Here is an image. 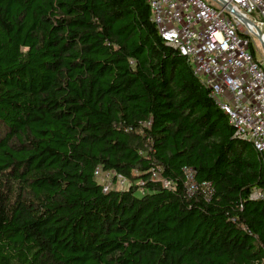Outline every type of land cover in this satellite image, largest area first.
<instances>
[{"label":"trees","instance_id":"1","mask_svg":"<svg viewBox=\"0 0 264 264\" xmlns=\"http://www.w3.org/2000/svg\"><path fill=\"white\" fill-rule=\"evenodd\" d=\"M149 16L0 0V264H264L263 163Z\"/></svg>","mask_w":264,"mask_h":264},{"label":"built area","instance_id":"2","mask_svg":"<svg viewBox=\"0 0 264 264\" xmlns=\"http://www.w3.org/2000/svg\"><path fill=\"white\" fill-rule=\"evenodd\" d=\"M223 1L242 18L205 0H147L149 20L164 44L186 59L192 75L227 116L234 137L253 146L264 170V63L256 59L254 44L257 29L264 43V0ZM182 171L193 190L192 170ZM129 185L118 178L104 191ZM201 187L211 193L208 182ZM249 200L264 201V187L254 189Z\"/></svg>","mask_w":264,"mask_h":264},{"label":"rangeland","instance_id":"3","mask_svg":"<svg viewBox=\"0 0 264 264\" xmlns=\"http://www.w3.org/2000/svg\"><path fill=\"white\" fill-rule=\"evenodd\" d=\"M205 1L207 3H209V4H212L213 3L211 0H205ZM254 44H255V57H256V59L264 63V53H263V49H262V46H261V44L259 43V41H258V39L256 37H254ZM249 154L255 160L258 159V153L257 152H255V151H249ZM99 181L102 182L104 185H107V184H109V183L112 182V178H110V175L100 174L99 175ZM141 194H143V192L142 191H138L137 195H141Z\"/></svg>","mask_w":264,"mask_h":264},{"label":"water","instance_id":"4","mask_svg":"<svg viewBox=\"0 0 264 264\" xmlns=\"http://www.w3.org/2000/svg\"><path fill=\"white\" fill-rule=\"evenodd\" d=\"M212 2H214L215 4H217L218 6L222 7V8H226V10L230 13H232L233 15H235L237 18L241 19L242 17L239 16L237 13H235L232 8H230L228 5H226V3L223 0H211ZM256 38L258 39V41L260 42L263 52H264V43L262 41V36H261V32L257 29V34L255 35Z\"/></svg>","mask_w":264,"mask_h":264},{"label":"bare ground","instance_id":"5","mask_svg":"<svg viewBox=\"0 0 264 264\" xmlns=\"http://www.w3.org/2000/svg\"><path fill=\"white\" fill-rule=\"evenodd\" d=\"M264 40V39H263Z\"/></svg>","mask_w":264,"mask_h":264}]
</instances>
